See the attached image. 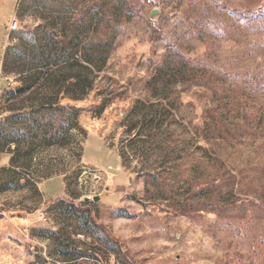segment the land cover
<instances>
[{"label": "rangeland", "instance_id": "1", "mask_svg": "<svg viewBox=\"0 0 264 264\" xmlns=\"http://www.w3.org/2000/svg\"><path fill=\"white\" fill-rule=\"evenodd\" d=\"M3 61L0 264H264V0H0Z\"/></svg>", "mask_w": 264, "mask_h": 264}, {"label": "crops", "instance_id": "2", "mask_svg": "<svg viewBox=\"0 0 264 264\" xmlns=\"http://www.w3.org/2000/svg\"><path fill=\"white\" fill-rule=\"evenodd\" d=\"M9 35H8V40H9ZM4 61H5V57H4ZM4 61H3L1 73H0L1 76L3 77L4 84L2 88H0V95L2 94L4 95V97H7L8 91L12 89V85L16 84V82L12 83L11 77H10L13 72L15 73V70L11 69L9 65H5Z\"/></svg>", "mask_w": 264, "mask_h": 264}, {"label": "water", "instance_id": "3", "mask_svg": "<svg viewBox=\"0 0 264 264\" xmlns=\"http://www.w3.org/2000/svg\"><path fill=\"white\" fill-rule=\"evenodd\" d=\"M158 10L157 9H154L150 12V16L151 17H155L157 14H158ZM110 171H113V172H117V169L115 168H109ZM88 199V198H87ZM94 200H99V197H95Z\"/></svg>", "mask_w": 264, "mask_h": 264}, {"label": "built area", "instance_id": "4", "mask_svg": "<svg viewBox=\"0 0 264 264\" xmlns=\"http://www.w3.org/2000/svg\"><path fill=\"white\" fill-rule=\"evenodd\" d=\"M14 27H16V22H15V25H14Z\"/></svg>", "mask_w": 264, "mask_h": 264}, {"label": "trees", "instance_id": "5", "mask_svg": "<svg viewBox=\"0 0 264 264\" xmlns=\"http://www.w3.org/2000/svg\"><path fill=\"white\" fill-rule=\"evenodd\" d=\"M246 17H248V16H246ZM247 19H249V17H248ZM249 20H250V19H249Z\"/></svg>", "mask_w": 264, "mask_h": 264}]
</instances>
